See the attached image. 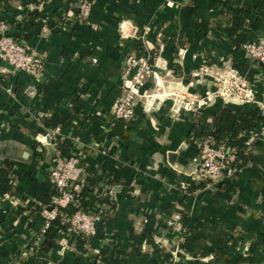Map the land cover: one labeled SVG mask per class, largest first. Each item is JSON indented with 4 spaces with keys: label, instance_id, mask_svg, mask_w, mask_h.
Wrapping results in <instances>:
<instances>
[{
    "label": "crops",
    "instance_id": "obj_1",
    "mask_svg": "<svg viewBox=\"0 0 264 264\" xmlns=\"http://www.w3.org/2000/svg\"><path fill=\"white\" fill-rule=\"evenodd\" d=\"M75 1L43 2L38 33L25 42L43 55L41 71L0 77V167L8 163L16 172L19 194H45L52 141L36 140L60 125L46 118L76 114L74 137L95 148L87 164L120 170L115 207L110 223L98 221L82 248H73L65 231L42 253L35 240L44 212L2 197L0 264H185L196 258L250 264L241 260L256 252L264 259V127L244 133L254 163L211 187L195 179L199 139H189L198 119H212L206 93L226 65L255 95L254 103L227 104L264 113V65L241 47L264 37V0H240L239 44L228 36L230 18L215 0H94L85 23L77 21ZM60 15L72 19L56 20ZM130 52L146 56L150 71L137 88L131 120L115 129L110 108L124 93L123 60ZM185 236L194 240L190 251ZM219 242L227 247L215 258Z\"/></svg>",
    "mask_w": 264,
    "mask_h": 264
},
{
    "label": "built area",
    "instance_id": "obj_2",
    "mask_svg": "<svg viewBox=\"0 0 264 264\" xmlns=\"http://www.w3.org/2000/svg\"><path fill=\"white\" fill-rule=\"evenodd\" d=\"M49 0H35L25 7L22 0H10V7L18 11H24L22 14L15 16V21L20 22L26 18L25 10L40 11L43 2ZM94 0H77L73 8L76 10L77 21L87 22ZM12 2V5H11ZM1 7L4 3L1 2ZM71 6V7H72ZM70 15H60L55 17L56 20L65 18L68 22L72 19ZM70 19V20H69ZM56 27L59 28L61 21H58ZM11 24L4 19H0V77L3 73L24 72L30 75L38 74L43 67V55L36 54L28 43L17 42L11 35ZM242 50L246 52L253 60L264 65V37L260 39H250L244 41L241 45ZM146 56H137L135 53H128L123 60V79L125 85L124 93L116 99L110 108L108 122L113 124L115 120H121L128 123L133 116L134 97L137 94V88L141 86L150 71V64ZM209 100L206 103H214L217 99L223 103L229 102H255L254 90L251 84L233 68V66H224L214 76V90L206 93ZM107 122V123H108ZM63 127L55 125L48 131L45 137L37 138V142L44 144L46 138L51 139L53 155L50 158V164L47 170L48 185L55 189V195L52 196L50 205L43 206L34 202L33 198L23 191L18 193V180L16 172L11 169L8 179L10 188L7 190L0 189V199L6 198L11 200L14 206L23 207L27 210L36 208L41 209L45 214V222L38 230V239L35 240L37 246L43 239V235L48 231L51 223L57 218H61L63 224H67L69 239L73 246L74 234H83L91 237L95 233L96 223H106L107 217L113 214L111 205H104L100 208L92 207L89 213L81 210L74 214L66 216L59 208L68 204H76L75 194L86 182L87 177L94 176L98 178L104 169V166H91L87 164V156L95 151L93 147H87L71 135L70 131H63ZM74 142V146L66 154L58 148L59 142ZM197 145V162L198 165L194 170L196 181L206 187L220 184L234 176L241 168L236 166V148L226 145L224 142L216 143L210 138L198 140ZM49 142V141H48ZM249 148L250 142H246ZM41 146L37 147L36 152H41ZM98 153L104 155L105 151L96 149ZM247 164V163H246ZM101 168V169H99ZM114 185L101 184L96 188V193H106L112 203L116 201V195L113 193ZM10 190V191H9ZM24 256V255H23Z\"/></svg>",
    "mask_w": 264,
    "mask_h": 264
},
{
    "label": "trees",
    "instance_id": "obj_3",
    "mask_svg": "<svg viewBox=\"0 0 264 264\" xmlns=\"http://www.w3.org/2000/svg\"><path fill=\"white\" fill-rule=\"evenodd\" d=\"M10 0H0L4 3V6L1 7L0 5V19H4L11 24V35L17 42H31L35 39V34L38 33V26H39V18L40 13L36 10L29 11L25 10L26 18L23 21L17 22L15 21V16L17 14H22L24 11H18L15 8L10 7L8 4ZM35 0H22V4L25 7L29 5L31 2ZM240 0H215L214 5L218 6L221 9L223 14H226L230 18L229 26L227 28L228 36L232 39L235 44H239L238 38L239 35L237 33V20L244 15L245 12L238 7L241 5ZM263 7V4L259 5V8ZM260 15H263V12H260ZM77 112V111H76ZM75 112V113H76ZM206 112H210L211 120L206 122L205 120L198 119L196 123L193 124L189 139H203V138H210L214 140L216 143L224 142L226 145L236 148V166L242 167L246 163L253 162V159H250L251 155L248 153V147L246 142H248L247 137L244 136V133L249 131L251 128L257 127H264V113L260 111L257 106L250 107L248 109L243 110L240 107H236L231 104H225L221 100H216L214 105L211 106ZM76 114H62V115H53L49 118H46L47 124L58 123V124H66L68 131L71 132V135L74 136V129L73 127V120ZM126 124L121 120H115L113 122V127L116 129L117 125ZM64 143V144H63ZM74 142H59L58 148L60 150L69 151L73 148ZM250 146V145H249ZM8 163H5L2 167H0V189L7 190L10 188V182L8 179V175L11 172ZM112 168L103 169L105 171L102 174L95 178L93 175L87 177L85 184L83 187L76 192L75 197L78 202L76 204H68L67 206H62L59 209L66 215L69 216L74 214L76 211L81 210L83 212L89 213L92 207L100 208L104 205H111V208L115 207V203L111 202V199L106 193L99 194L96 193V188L101 184H111L114 185L118 183L119 177V168H116L115 165L111 166ZM95 168H97L95 166ZM101 169V168H99ZM47 192L43 193H36L33 194V201L40 203V205L48 206L50 205V201L53 195H55V189L52 186L48 185L46 182L45 184ZM39 206L37 205V208ZM110 217H107L108 223H110ZM67 224H63L61 222V218L57 217L52 223L48 231L43 235V241L38 244V249L42 253H47L49 249L52 247L55 241V236L59 232L67 231ZM73 238V248L80 249L84 245L88 243L89 237L83 234H74L72 235ZM194 240L188 238L187 236L184 237L183 247L190 251L193 248ZM227 247V244L224 242H219L218 244V251L216 253V257H219L222 254V248ZM207 252H203L205 255ZM121 255L120 253H117ZM263 258L258 255L256 252L253 256L243 258L241 261H246L250 264H259L263 262ZM210 263V262H209ZM206 262L201 261L200 259H192L185 264H209Z\"/></svg>",
    "mask_w": 264,
    "mask_h": 264
},
{
    "label": "rangeland",
    "instance_id": "obj_4",
    "mask_svg": "<svg viewBox=\"0 0 264 264\" xmlns=\"http://www.w3.org/2000/svg\"><path fill=\"white\" fill-rule=\"evenodd\" d=\"M260 107H263V106L260 105Z\"/></svg>",
    "mask_w": 264,
    "mask_h": 264
}]
</instances>
